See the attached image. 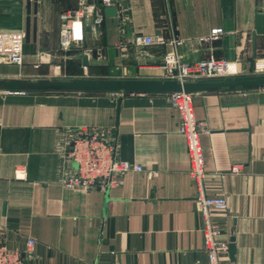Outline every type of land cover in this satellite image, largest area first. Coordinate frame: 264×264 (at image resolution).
<instances>
[{"label": "crops", "instance_id": "obj_1", "mask_svg": "<svg viewBox=\"0 0 264 264\" xmlns=\"http://www.w3.org/2000/svg\"><path fill=\"white\" fill-rule=\"evenodd\" d=\"M82 3L100 7L103 21L63 49L60 14ZM114 7L107 16L100 0H0V32L24 36L22 63L0 59V78L162 80L163 55L173 47L184 61L226 60L232 76L264 73L263 36L255 47L252 39L264 0H119ZM216 28L217 38L207 39ZM136 34L166 43L139 46ZM192 93L205 126V192L226 198L215 220L233 238V263L264 264V88ZM178 123L167 93L0 90L4 244L24 264H205ZM80 128L116 141L117 156L143 170L126 172L106 191L64 188L60 177L74 167L65 156ZM28 238L35 239L30 250Z\"/></svg>", "mask_w": 264, "mask_h": 264}, {"label": "built area", "instance_id": "obj_2", "mask_svg": "<svg viewBox=\"0 0 264 264\" xmlns=\"http://www.w3.org/2000/svg\"><path fill=\"white\" fill-rule=\"evenodd\" d=\"M119 0H100L102 6H114ZM102 9L95 3H82L74 10L60 14L59 44L63 49L72 44H80L85 37V27H96L103 21ZM221 28L213 30L208 38H217ZM136 45H163L166 40L161 35L148 36L136 34L133 37ZM181 41L172 39L176 46ZM24 36L22 32H0V59L6 62L21 64ZM161 68L164 79H176L180 82L194 81L201 78L232 76L235 72L230 62L219 59L184 61L175 47L163 55ZM192 92L175 91L167 93L170 105L178 111V132L183 136L189 159L188 174L194 182L193 200L202 218L201 233L203 249L206 254L205 264H234L228 257L229 241L223 237V231L215 217L227 210V201L223 196H208L204 184V152L200 142V133L205 126L194 115ZM116 141L108 140L98 133L84 128L77 130L66 153L65 161L71 162L73 168L64 171L60 184L64 188H98L106 191L122 183V176L129 171H141L143 167L117 156ZM240 164H234L231 172H240ZM18 178L24 177L21 169L15 170ZM0 232V264H24L22 253L8 248L2 241ZM35 244V239L28 238L27 250ZM224 256L226 257L224 259ZM198 264V263H192Z\"/></svg>", "mask_w": 264, "mask_h": 264}, {"label": "water", "instance_id": "obj_3", "mask_svg": "<svg viewBox=\"0 0 264 264\" xmlns=\"http://www.w3.org/2000/svg\"><path fill=\"white\" fill-rule=\"evenodd\" d=\"M105 14L114 16L116 8L105 6ZM255 32L253 33V46L256 35L263 36L264 55V14L255 17ZM89 26L85 27L88 30ZM84 63L85 57H83ZM264 88V73L235 75L217 78H201L194 81L180 82L176 79H96V78H0L1 91L27 92V91H65V92H118V93H170L175 91H210L233 89H261ZM229 258L235 261V246L233 238L228 244Z\"/></svg>", "mask_w": 264, "mask_h": 264}]
</instances>
